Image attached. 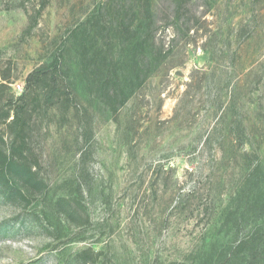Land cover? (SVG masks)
Wrapping results in <instances>:
<instances>
[{"label":"rangeland","instance_id":"1","mask_svg":"<svg viewBox=\"0 0 264 264\" xmlns=\"http://www.w3.org/2000/svg\"><path fill=\"white\" fill-rule=\"evenodd\" d=\"M0 264H264V0H0Z\"/></svg>","mask_w":264,"mask_h":264},{"label":"trees","instance_id":"2","mask_svg":"<svg viewBox=\"0 0 264 264\" xmlns=\"http://www.w3.org/2000/svg\"><path fill=\"white\" fill-rule=\"evenodd\" d=\"M38 76H39L38 72L30 73L25 80L26 86L31 85L37 79Z\"/></svg>","mask_w":264,"mask_h":264},{"label":"built area","instance_id":"3","mask_svg":"<svg viewBox=\"0 0 264 264\" xmlns=\"http://www.w3.org/2000/svg\"><path fill=\"white\" fill-rule=\"evenodd\" d=\"M17 91H21V86L16 87Z\"/></svg>","mask_w":264,"mask_h":264}]
</instances>
